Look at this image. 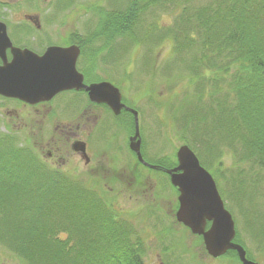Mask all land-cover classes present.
Returning <instances> with one entry per match:
<instances>
[{"label":"trees","instance_id":"obj_1","mask_svg":"<svg viewBox=\"0 0 264 264\" xmlns=\"http://www.w3.org/2000/svg\"><path fill=\"white\" fill-rule=\"evenodd\" d=\"M158 2L129 0L125 8L105 10L93 5L86 9L97 20L96 38L103 39L102 49L107 50L117 38L138 44L134 32L139 16ZM213 12L218 20L210 15L199 23L202 33L198 44L203 51L187 66L190 71L197 70L193 81H200L198 88H204V83L214 88L207 95L210 105H204L207 101L200 94L197 101L206 110L204 115L187 114L183 120L195 131L205 124L204 136L216 132L219 143L238 150V162L248 165L253 178L247 182L254 188L251 195L260 196L259 183H264V0H220ZM187 42L184 48L197 44L192 37ZM220 54L224 63L217 73L212 78L201 77L199 71L213 69L209 61ZM192 105H181L175 113ZM198 107L193 105V109ZM207 142L204 153L205 149H215ZM214 156L217 164L214 161L209 168L219 179L223 175L220 154ZM169 164H176L174 156ZM153 165L166 168L160 162ZM45 167L32 146H16L8 135L0 136V241L21 262L144 264L139 237L131 239L133 227L127 219L122 220L123 212L106 197L105 187L88 181L81 185L78 179L57 175ZM238 184L242 186L241 181ZM249 220L245 218L250 232ZM263 228L264 219L259 226ZM60 234L66 237L62 239ZM234 241L241 243L237 233ZM225 256L237 260L233 251Z\"/></svg>","mask_w":264,"mask_h":264},{"label":"rangeland","instance_id":"obj_2","mask_svg":"<svg viewBox=\"0 0 264 264\" xmlns=\"http://www.w3.org/2000/svg\"><path fill=\"white\" fill-rule=\"evenodd\" d=\"M128 2L129 0H73L71 6L65 7L63 11L89 13L86 9L93 5L105 10L118 9L125 8ZM219 2L220 0H159L139 16L134 32L138 44L127 38H117L107 50H103V39L96 38L99 49L95 52V78L117 88L122 100L137 112L142 154L148 162L164 163L166 170L172 169L176 164L170 167L169 163L173 156L175 157L177 149L182 145L190 148L200 165L212 176L224 207L232 216L235 231L241 242L237 244L243 247L250 261L264 264V228L259 229L260 222L264 219V183H259L260 196H257V193L252 196L254 188L247 182L253 178L249 174L248 165H240L238 162L240 152L229 149L224 142L219 143V134L216 132L204 136L205 124H201L200 130L195 131L191 123L186 124L183 120L187 114L197 117L204 115L206 110L197 101L200 94L204 95L203 101H207L204 105H210L207 95L214 88L206 83L204 88H198L200 81H193L197 70L190 71L187 66L194 57H199V51H203L198 44L202 30L197 27L210 15L218 20L213 10L218 7ZM91 16L90 14L83 17L80 28H87V20ZM94 19L95 29H98L97 20ZM189 37L197 41V44L184 48ZM175 48L178 50L175 51ZM213 57L209 63L213 64L214 68L199 71L200 76L205 79L212 78L224 63L223 54ZM220 85L222 88L223 84ZM220 95L218 94V98ZM186 103L199 107L193 109L192 105L175 113L177 107ZM21 113L31 120L38 119L40 115L38 112ZM8 124H11V112H0V136L8 135L16 146H24V134L15 131L11 133ZM41 133V128H36L32 140L39 138ZM132 133L133 127L129 122L128 137ZM202 139L206 142L208 140L207 143L215 149H205L204 153L206 144L205 141L201 143ZM198 154L205 155L199 158ZM218 154L223 172L219 179L209 168L214 161L216 163L214 155ZM39 161L43 162L40 157ZM233 164L236 167L232 166ZM142 172L148 178L144 181V188L149 189L147 193L130 190V182L127 181L120 185H110L105 181H90L87 176H80L78 181L81 185L87 181L98 182L107 191L108 187L112 189L106 197L114 202L116 209L123 212L122 220L127 219L133 227L134 235L131 239L134 241L139 237L144 264H238L235 263V258L234 260L233 257L225 255L218 258L209 257L202 241L175 221L178 194L173 191L169 179L157 171L144 169ZM239 181L242 186L238 184ZM245 218H250L253 231L249 232L247 229ZM65 237V234H60V238ZM0 255H10L14 264H25L1 241Z\"/></svg>","mask_w":264,"mask_h":264},{"label":"flooded vegetation","instance_id":"obj_3","mask_svg":"<svg viewBox=\"0 0 264 264\" xmlns=\"http://www.w3.org/2000/svg\"><path fill=\"white\" fill-rule=\"evenodd\" d=\"M72 2L0 0V68L19 69L30 66L35 59L45 68L74 66L75 72H71L74 83L79 81L78 75L84 86L102 82L95 78V52L99 49L95 17L89 11L92 15L87 20L89 25L80 28L83 17L90 14L64 12ZM17 73L11 70V75ZM121 103L123 108L115 115L106 103L92 101L84 88H71L34 103L0 95V112H11L9 131L23 133L25 145H31L44 166L53 173L75 179L87 176L89 180L105 181L110 185L127 181L130 190L147 193L149 189L144 188V181L148 178L142 170H159L167 180L169 176L166 168L151 169L141 164L130 150L135 125L133 108L122 96ZM21 112L40 115L31 120ZM129 122L133 133L128 137ZM36 128H41L42 133L32 140ZM140 152L143 157L142 143ZM111 190L108 187V192ZM13 261L10 255H0V264H14ZM235 263L241 264L238 256Z\"/></svg>","mask_w":264,"mask_h":264},{"label":"water","instance_id":"obj_4","mask_svg":"<svg viewBox=\"0 0 264 264\" xmlns=\"http://www.w3.org/2000/svg\"><path fill=\"white\" fill-rule=\"evenodd\" d=\"M41 64L34 59L30 66L19 69L11 67L12 71L18 72L16 75H11L7 67L0 68V95L34 103L65 89L84 88L92 101L106 103L115 115L123 108L119 90L110 83L84 86L81 75H78V82L72 81L74 66L56 69L45 68ZM131 113L135 121V134L130 139L129 148L135 152L141 164L156 169L142 158L137 112L133 110ZM176 162L174 168L165 170L170 185L178 192L176 222L186 227L192 235L201 237L209 257L218 258L233 251L241 264H258L248 260L243 247L234 242L236 231L232 216L224 207L212 176L200 165L187 145L177 149Z\"/></svg>","mask_w":264,"mask_h":264}]
</instances>
